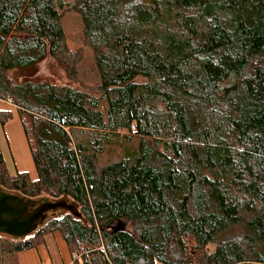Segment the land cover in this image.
I'll list each match as a JSON object with an SVG mask.
<instances>
[{"label": "trees", "instance_id": "trees-1", "mask_svg": "<svg viewBox=\"0 0 264 264\" xmlns=\"http://www.w3.org/2000/svg\"><path fill=\"white\" fill-rule=\"evenodd\" d=\"M67 6L0 0V101L37 174L10 176L0 153V190L77 214L47 211L0 264L52 233L73 264H264V0H74L95 93L35 79L46 58L75 76Z\"/></svg>", "mask_w": 264, "mask_h": 264}, {"label": "rangeland", "instance_id": "rangeland-1", "mask_svg": "<svg viewBox=\"0 0 264 264\" xmlns=\"http://www.w3.org/2000/svg\"><path fill=\"white\" fill-rule=\"evenodd\" d=\"M68 4L62 11H60L61 19V27L63 30V38L65 42V47L70 54H75L74 58H78L77 64L75 66V76L71 78L70 74L65 71L62 66H58V64L53 60L46 58L38 65L35 66L36 74L35 79L38 81L46 82L54 87H61L65 85H69L71 88L78 89L85 93H95V89L99 85V79L96 74V71L93 67V54L90 49L84 44L82 36H81V23L79 15L71 9V5L73 4L74 0H65ZM60 58V57H59ZM60 61L63 62L64 59L61 57ZM29 112V111H26ZM21 125V124H20ZM0 124V151L4 156L5 165L8 169L9 174H14L12 170V163L9 157V151L5 143L4 135L1 129ZM23 131V130H22ZM24 134V133H23ZM133 134V130L127 133L125 130L120 132V135H128ZM77 141L83 138L82 134L76 135ZM131 143H126L125 141H121L123 146L119 144V142H110L103 148L104 153L101 156H97L93 159L94 165L100 166L101 164L116 162L123 157V153H125V146L129 148H133L136 145V139L133 138ZM30 153V152H29ZM31 157V155H30ZM1 191V190H0ZM54 202L51 199L47 198L46 196H40L37 199L33 200L35 206H40L45 203ZM47 213V212H46ZM46 217H49L47 215ZM45 222V221H42ZM42 222L39 226L43 225ZM46 223V222H45ZM44 223V224H45ZM38 226V227H39ZM37 227V229H38ZM36 229V230H37ZM47 241L49 238H46ZM13 240L10 237L0 235V244L7 243ZM12 243V242H10ZM57 244L60 247V252L70 260L68 247L66 243L61 240L57 239ZM47 248V249H45ZM38 254L35 250H30V254L32 257L31 264H60L59 262H50L48 255L50 246L48 244L40 245L38 247ZM211 249V247H209ZM40 258V259H39ZM67 259V258H66ZM2 264H18L16 259V254H8L1 256ZM40 260V261H39Z\"/></svg>", "mask_w": 264, "mask_h": 264}, {"label": "crops", "instance_id": "crops-1", "mask_svg": "<svg viewBox=\"0 0 264 264\" xmlns=\"http://www.w3.org/2000/svg\"><path fill=\"white\" fill-rule=\"evenodd\" d=\"M0 112L8 113L9 115V119L6 122H4V124L1 126V129L4 135L6 146L9 151V157L12 163L13 172L18 174H25L30 181H35L37 179V174L32 159L30 157L29 149L22 131V127L17 117L15 107L8 102L0 101ZM0 153L2 155L1 151ZM2 158L5 165V160L3 155ZM5 169L9 174L6 165H5ZM12 175L13 174H11L10 176ZM46 238H49L48 241ZM58 238L61 239L57 233H52L48 235V237H45L43 239V244L40 245H44L46 243L50 246L49 255H48L50 262L56 261L59 262L60 264H73L70 254H69L70 260H69L68 256L66 257L65 253L63 255L60 252L59 250L60 247L57 244ZM40 245L30 250H35L37 253L39 249L38 247H40ZM30 250L16 253V259L18 264H31L32 257L31 255H29ZM37 255L39 254L37 253Z\"/></svg>", "mask_w": 264, "mask_h": 264}, {"label": "water", "instance_id": "water-1", "mask_svg": "<svg viewBox=\"0 0 264 264\" xmlns=\"http://www.w3.org/2000/svg\"><path fill=\"white\" fill-rule=\"evenodd\" d=\"M33 205V202L24 201L16 194L0 191V235L13 239L24 238L37 229L47 211L61 206L77 216L64 201L49 202L35 208Z\"/></svg>", "mask_w": 264, "mask_h": 264}]
</instances>
